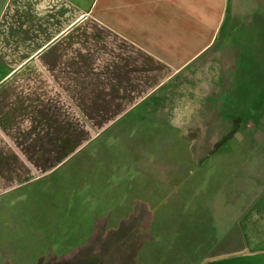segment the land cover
Returning <instances> with one entry per match:
<instances>
[{"label":"trees","instance_id":"16d2710c","mask_svg":"<svg viewBox=\"0 0 264 264\" xmlns=\"http://www.w3.org/2000/svg\"><path fill=\"white\" fill-rule=\"evenodd\" d=\"M253 20L237 21L227 30L226 13L215 42L201 53L208 54V60L217 59L219 83L203 85L205 99L191 117L188 132L162 122L149 129L148 140L89 152L63 176V189L32 198L25 207L19 190L86 154L93 139L49 173L0 194L1 198L18 191L8 205L0 201V207L24 204V216L18 214L17 225H8L17 233L24 227L31 232L21 246L9 238L6 242L1 234L6 225H0V264H65L74 251L89 248L96 252L90 264H200L212 253L243 247L218 250L224 236H218L217 215L225 225L246 220L253 232L264 234V188L258 201L246 199L264 178V27L261 18ZM165 148L180 149L185 161L193 162L189 172L180 175L182 159L173 150L165 162ZM210 158L216 159V187L197 191L207 183H192V172ZM219 194L223 200L217 203ZM169 195L175 198L174 212L168 223L152 232V243L141 244L145 259L126 261L120 247ZM46 214L52 220H46Z\"/></svg>","mask_w":264,"mask_h":264},{"label":"crops","instance_id":"0c3cea01","mask_svg":"<svg viewBox=\"0 0 264 264\" xmlns=\"http://www.w3.org/2000/svg\"><path fill=\"white\" fill-rule=\"evenodd\" d=\"M226 13L227 30L257 18L264 27V0H0V194L189 70ZM151 61L166 74L146 89ZM253 238L200 264H264V235Z\"/></svg>","mask_w":264,"mask_h":264},{"label":"rangeland","instance_id":"374dc122","mask_svg":"<svg viewBox=\"0 0 264 264\" xmlns=\"http://www.w3.org/2000/svg\"><path fill=\"white\" fill-rule=\"evenodd\" d=\"M208 57V54L200 55L198 58H196V60H198L197 63H195L184 74L182 72L177 76H173L169 80L164 81L153 90L152 97H144L141 99L143 101L140 105L138 104L137 106L130 108L128 111L121 113L117 120L100 131L93 138L94 140L92 139L93 141L90 140L92 142L87 147V149L90 150L85 151L86 154H83L81 157L73 160L67 166H65L64 169L59 170L56 174L23 186L19 190V193L24 194V198L26 199L25 207H30V204H32V198L42 199L43 195H45L47 191L51 192L56 189H63L62 184L63 180L65 179L63 176L69 170L72 171V169H75L77 164L86 158L87 154H90L89 152H107L111 147H123L126 145V142H130L131 140L133 143H135L137 140H141L142 142L144 140H148V132L150 131L149 129L152 127H157L162 122L164 124L170 123L171 125H174V127L178 129L179 132L180 130L183 133L188 132L191 117L200 108L201 103L205 99L203 85L205 83H219L218 61L215 58L208 60ZM149 65L152 71L147 75L150 76V78L146 80V89H150L151 87L158 84L166 74L165 66L163 64L157 63L156 61H151V64ZM248 125H251V123L248 122ZM95 130L97 131V129ZM64 145L65 144H58L57 149L60 150V148H63ZM79 146L82 145H73L72 154L74 151L76 152L79 148H81ZM171 150L173 149L168 150V148H165L162 151V158L165 160V162H167L166 160L174 154L177 158H179V161L182 159L180 162L181 166H178V168H180V175L184 176L185 173L189 172L190 165H192L193 162L190 163L185 161L184 157L182 156L183 153L180 151V149L174 148L173 154ZM61 154L62 153H60V155ZM261 156L264 157V155ZM55 162L56 164H59L61 160L58 159ZM215 163L216 159H206L202 166L200 165L195 169V171L192 172L194 173L193 177H191L192 183H198L200 181L202 183H207V186H202V184H200L197 191L207 189L206 192H208L216 187L215 183L217 182L214 169ZM258 183V187L256 186L255 190L247 192V200L255 197V201H258L259 198H261L262 194L259 193V190L264 188V178L262 182L259 181ZM53 186L56 187L53 188ZM19 193L18 191L14 193H6L0 198V201L3 200L5 205H8L7 201ZM183 195L186 197V193H183ZM174 199L175 198H171L169 195L157 204L158 210L153 215H151L149 219L146 218V223L142 225L141 229L136 234H133L130 238H128V241L126 240L127 242L120 247L119 254L121 257L123 256L126 261H131V259H134V262L145 259V247L142 250L141 244L145 245L150 240V243H152V232L157 231L160 225L168 223L167 221L170 220L174 212ZM221 200H223V197L221 198V194H219L216 198V202H222ZM263 201L264 198L262 202ZM23 205L24 204L22 203H16L13 205L14 207L11 208L0 207V225H6L4 231L1 234L5 236L6 242H8L7 240L9 239L15 240V242L18 241L21 246L24 245L22 240L25 241L29 238V234L31 233L30 230L24 227L17 233L15 229H12L8 224L12 223L17 225L19 222V220H17L18 214L24 216L22 211L27 210L23 207ZM51 216V214H46V220H52L49 218ZM216 217L218 221L216 225L218 229V236H224L218 245V250L224 248L241 247L245 242L252 246L257 244V241H254L253 237L257 235L258 230L253 232V229L249 224H247L246 220L238 221L237 224L229 223L225 225V223L220 222L222 216L217 215ZM24 219L26 220L27 218L24 217ZM140 238L142 239L139 240ZM260 242L264 243V240ZM5 243H3V245H5ZM5 248L7 251L9 250L7 245ZM81 251L82 252L79 253H75L76 251H74L71 258L67 259V263L65 264H90L89 261L93 259L96 252L90 248L86 251L83 249ZM8 252H10V250ZM53 264H64V261L60 263L55 262ZM137 264L140 263L138 262Z\"/></svg>","mask_w":264,"mask_h":264}]
</instances>
